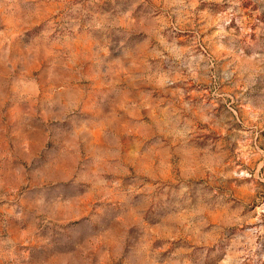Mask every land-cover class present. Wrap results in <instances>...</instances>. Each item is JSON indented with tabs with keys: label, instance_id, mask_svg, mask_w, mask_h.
Instances as JSON below:
<instances>
[{
	"label": "rangeland",
	"instance_id": "rangeland-1",
	"mask_svg": "<svg viewBox=\"0 0 264 264\" xmlns=\"http://www.w3.org/2000/svg\"><path fill=\"white\" fill-rule=\"evenodd\" d=\"M0 264H264V0H0Z\"/></svg>",
	"mask_w": 264,
	"mask_h": 264
}]
</instances>
